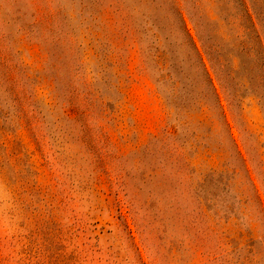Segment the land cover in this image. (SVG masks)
I'll return each instance as SVG.
<instances>
[{"label": "rangeland", "instance_id": "374dc122", "mask_svg": "<svg viewBox=\"0 0 264 264\" xmlns=\"http://www.w3.org/2000/svg\"><path fill=\"white\" fill-rule=\"evenodd\" d=\"M259 38L264 0H0V264H264Z\"/></svg>", "mask_w": 264, "mask_h": 264}, {"label": "trees", "instance_id": "16d2710c", "mask_svg": "<svg viewBox=\"0 0 264 264\" xmlns=\"http://www.w3.org/2000/svg\"><path fill=\"white\" fill-rule=\"evenodd\" d=\"M244 3V2H243ZM260 39V38H259ZM260 43H261V46H262V48H260L261 49V51L264 53V45L262 44V40L260 39ZM206 70H207V68H206ZM207 73L209 74V72L207 71Z\"/></svg>", "mask_w": 264, "mask_h": 264}]
</instances>
